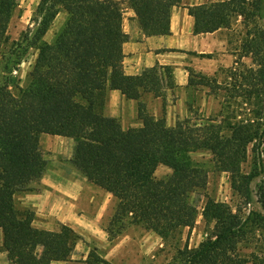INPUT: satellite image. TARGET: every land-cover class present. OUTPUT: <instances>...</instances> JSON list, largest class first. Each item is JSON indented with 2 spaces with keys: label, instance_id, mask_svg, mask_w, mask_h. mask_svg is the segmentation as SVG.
Masks as SVG:
<instances>
[{
  "label": "trees",
  "instance_id": "1",
  "mask_svg": "<svg viewBox=\"0 0 264 264\" xmlns=\"http://www.w3.org/2000/svg\"><path fill=\"white\" fill-rule=\"evenodd\" d=\"M181 0H39L34 27L9 50L8 26L17 0H0V60L5 71L18 65L25 48L36 56L24 85L0 81V230L7 264H53L68 260L80 240L69 226L39 229L34 213L15 205L16 193L45 170L41 134L73 137L71 164L116 200L105 227L109 241L129 226L139 225L165 243L194 226L197 209L190 194L204 188L207 171L192 153L208 152L213 168L228 175L241 199L234 210L209 200L204 216L213 226L195 247L174 245L167 264H264V0H213L187 6L193 34L229 28L239 18L243 34L232 53L234 63L222 81L188 68L187 87L207 88L221 96L220 120L210 117L177 120L147 110L142 96L164 101V89L175 86L170 65L155 64L140 74L123 71L124 12L134 13L144 36L170 33V16ZM66 14L52 42L43 40L55 16ZM195 54L194 52H189ZM202 58L211 53L197 54ZM250 59V64L242 58ZM14 84L13 90L9 85ZM118 90L136 101L137 126L123 127L104 114L107 92ZM251 154L253 166L242 164ZM159 165L171 172L157 178ZM260 208L253 200L252 183ZM247 207V212L242 208ZM251 247L248 254L242 251ZM86 264H113L95 253Z\"/></svg>",
  "mask_w": 264,
  "mask_h": 264
},
{
  "label": "rangeland",
  "instance_id": "2",
  "mask_svg": "<svg viewBox=\"0 0 264 264\" xmlns=\"http://www.w3.org/2000/svg\"><path fill=\"white\" fill-rule=\"evenodd\" d=\"M39 0H17V5L14 10L13 16L10 20L8 26V34L10 37L9 50L17 52V41H19L23 33L27 29H33L34 27V13L36 6ZM213 1V0H206ZM66 18V14L63 11H60L55 18L53 19L51 25L46 31L43 40L47 42H52L55 34L61 28ZM243 34L242 25L240 19H235L229 28H226L221 31L222 37L226 41V51L228 53L233 52L236 46L239 44L241 35ZM204 37H206L204 35ZM201 38V37H200ZM192 53H184L181 60V64H178L176 67L180 70H173L171 66V73L174 78L179 80H186L188 78V68H192L195 72L198 71L197 66H200L205 62L206 58L199 57L197 54L200 53H211L213 57H216L218 52H209L208 47L201 51H192ZM36 56L35 47L29 46L25 48L22 53V58L20 63L17 65H12L11 71L7 72L4 69L6 62L2 59L0 60V81H9L6 79L7 76H11L15 84L24 85L27 73L34 61ZM242 62L250 64L249 58H243ZM230 67V66H228ZM221 68H227L224 66L217 68V78L218 81H222L224 77V72L221 71ZM175 71L179 74H175ZM214 76L215 74H208ZM13 84V83H12ZM178 87V86H176ZM9 89H14V84L9 85ZM207 88L195 89L193 87L184 89L183 94L172 91L169 101L161 100V115H164L168 119V125H174L177 120H182L186 117L190 118H201V117H210L220 120L222 117L220 109L221 96L215 97L212 94L208 93ZM165 93V91H164ZM179 97H183V102L177 105V100ZM161 97H158V99ZM142 100L146 103L147 109L150 111L153 108V104H149V98L147 95L142 96ZM165 105H170L174 109L168 108L166 110ZM155 107V106H154ZM117 118V117H116ZM119 119V118H118ZM135 119V120H134ZM130 119L127 115L124 120L119 119L123 127L128 126H137L138 119L135 117ZM73 137L59 138V139H46L42 142L40 146L42 152L47 156L51 157L50 159L56 158V153H59L60 150L63 152L71 150L74 146ZM59 150V151H58ZM61 153V152H60ZM192 157L195 162L200 164L207 171V180L204 188L197 190L190 194L189 200L196 207L198 213L194 223V226L191 229L184 228L177 235V240L173 242L165 243L158 235L150 230H146L139 225L129 226L121 235L115 238L112 241H109L105 227L109 221V218L104 216V220L98 222L94 229L91 227L83 228L82 230H73L80 236V240L77 241L71 256L68 260L61 262V264H86L88 254L91 250L94 249L95 253L99 256L107 259L113 264H167L174 253V245L182 246L184 243H187L189 247H195L199 242L208 235L212 229V222H210L204 216V208L207 205L209 200H214L218 202H224L234 208L241 203V199L231 190L228 175L225 172H219L213 168L212 157L208 152H194ZM253 166V160L251 154H249L242 164V169L245 172L250 171ZM171 170L164 166L159 165L155 170V176L157 178L164 177L169 174ZM85 175L88 179L89 177ZM260 184V179L257 178L252 183L253 188V200L252 203L247 205L259 209L260 206L256 201L255 193ZM15 195V205L17 207V194ZM19 206V205H18ZM247 207L242 208L244 212H247ZM20 210H23L22 207H19ZM94 214V212H93ZM97 212L93 216H95ZM105 214V213H104ZM252 250L251 247L244 248L243 253L248 254ZM55 264V263H53ZM250 264V263H249Z\"/></svg>",
  "mask_w": 264,
  "mask_h": 264
},
{
  "label": "crops",
  "instance_id": "3",
  "mask_svg": "<svg viewBox=\"0 0 264 264\" xmlns=\"http://www.w3.org/2000/svg\"><path fill=\"white\" fill-rule=\"evenodd\" d=\"M204 2L206 0H181L178 6H174L170 16V33L167 35L144 36L134 13L126 8L123 29L127 34V39L122 45L124 73L140 74L145 68L155 64L171 65L173 70H180L176 66L182 63V54L201 51L207 47L209 52H218V54L216 57L212 55L206 58L205 62L197 66L198 71L204 74H217L218 67L231 66L236 55L226 51V41L221 35V31L226 28H219L208 33L193 34L192 32L193 18L188 14L187 6ZM176 73L179 74L175 71ZM174 82L175 86L172 89L163 90L165 101H169L172 91L182 95L184 89H188L186 80L174 78ZM146 95L149 98V104H153L152 110H147L156 117L160 116L163 99H158L151 94ZM182 98L179 97L177 105L183 102ZM174 107V105L173 107L165 105L166 110L168 108L173 110ZM104 114L121 120H124L127 115L132 120L136 117V101L125 98L118 90H109ZM166 122H168L167 118ZM137 124L140 123L137 122ZM59 138L67 137L41 134L39 146L46 139ZM73 148L74 146L65 152L58 150L57 157L53 159L46 157L47 155L41 150L46 163L44 172L40 177L29 182L28 190L17 194V208L31 210L34 213L32 223L39 229L57 231L62 225H67L74 230H82L86 228V225L94 229L98 222L104 220L102 215L110 217L114 210L115 198L93 184L71 164ZM93 212L97 214L93 216ZM0 264H7V255L2 249L1 230ZM55 264H61V262H55Z\"/></svg>",
  "mask_w": 264,
  "mask_h": 264
}]
</instances>
